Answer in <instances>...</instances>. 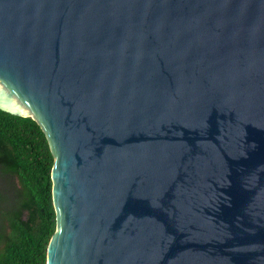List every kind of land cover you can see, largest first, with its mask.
<instances>
[{"label": "water", "instance_id": "95a60500", "mask_svg": "<svg viewBox=\"0 0 264 264\" xmlns=\"http://www.w3.org/2000/svg\"><path fill=\"white\" fill-rule=\"evenodd\" d=\"M0 110L54 158L46 264H264V0H0Z\"/></svg>", "mask_w": 264, "mask_h": 264}, {"label": "trees", "instance_id": "16d2710c", "mask_svg": "<svg viewBox=\"0 0 264 264\" xmlns=\"http://www.w3.org/2000/svg\"><path fill=\"white\" fill-rule=\"evenodd\" d=\"M54 158L32 119L0 110V264H46Z\"/></svg>", "mask_w": 264, "mask_h": 264}]
</instances>
